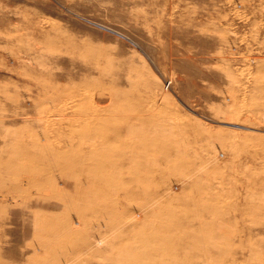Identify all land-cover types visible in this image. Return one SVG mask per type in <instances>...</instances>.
<instances>
[{
	"label": "rangeland",
	"instance_id": "obj_1",
	"mask_svg": "<svg viewBox=\"0 0 264 264\" xmlns=\"http://www.w3.org/2000/svg\"><path fill=\"white\" fill-rule=\"evenodd\" d=\"M0 264H264V0H0Z\"/></svg>",
	"mask_w": 264,
	"mask_h": 264
}]
</instances>
